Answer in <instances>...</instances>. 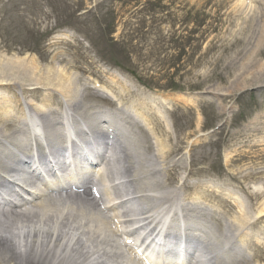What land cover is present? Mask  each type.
Here are the masks:
<instances>
[{
    "label": "rangeland",
    "instance_id": "1",
    "mask_svg": "<svg viewBox=\"0 0 264 264\" xmlns=\"http://www.w3.org/2000/svg\"><path fill=\"white\" fill-rule=\"evenodd\" d=\"M240 10L239 0H0V132L28 112L46 122L37 107L53 114L83 96L71 108H102L115 123L131 122L129 134L120 131L121 140L139 147L131 174L156 167L150 177L166 184L161 199L182 187L188 202L226 210L208 217L210 224L235 239L242 264H264V218L254 217L264 210V159L256 157L264 132L251 126L257 119L264 124V86L238 89L237 69L257 49L243 51L238 28L249 12ZM62 73L73 80L60 93ZM138 108L147 111L160 142L170 134V146H182L167 161L151 133L134 126ZM183 175L192 187L179 185ZM240 213L241 226L233 224ZM1 234L6 244L10 238ZM14 248L20 258L30 253Z\"/></svg>",
    "mask_w": 264,
    "mask_h": 264
},
{
    "label": "bare ground",
    "instance_id": "2",
    "mask_svg": "<svg viewBox=\"0 0 264 264\" xmlns=\"http://www.w3.org/2000/svg\"><path fill=\"white\" fill-rule=\"evenodd\" d=\"M239 3L244 7V11L240 10L241 12H249V14L245 16V20L241 18L242 25H244H240L238 28L239 34L243 33L245 35V45L243 47V51L253 48L257 49L255 53L252 51L247 61L241 63L237 69L235 77L237 81H239L238 89L249 87L247 84L264 86V62H258V59L264 54V8L260 7L263 5L264 0H239ZM231 59L235 58L233 57ZM231 66L234 67V65ZM65 78V85L63 87L61 85L60 90L56 89L60 93L69 91V88L67 89L65 86H67V83L70 86L71 80H73L71 76L67 75V73H62L60 74L61 83H57H59V85L62 84L63 79ZM227 96L228 95H225V97ZM169 99L170 98L163 97L162 102L167 104ZM82 100L83 96L68 99V101H71L72 106V101H75L77 104L81 103ZM43 102L48 105V100L46 98ZM66 104L68 107H72L69 105V103ZM76 108L77 107L75 105L74 109ZM47 109L48 108H44L42 106L37 107L38 115L43 116L44 119L47 117L44 125L47 126L48 130H51L54 128V123L51 122L53 119V114ZM68 110L69 109H66L67 117L69 120H71L69 115L73 117L75 114L68 112ZM161 110L162 109L157 108V113L164 122L165 117ZM88 111L89 107L85 113H82L91 127L93 126L92 131L100 138L104 133L101 129L99 131L97 124H95L98 121L96 116L92 114V111ZM77 113H79V109ZM137 116H139L144 122L146 121L147 130L151 133V135L154 136V140L159 146V153L157 155H159V158L164 159V162L167 161L173 152L182 147L180 145L176 149H173L172 146H170V134L167 135L168 141L166 143H163L162 141L160 142V139L157 137L152 127L151 120L148 118L147 111L143 112L138 108ZM37 117L38 116L34 113H30L26 119V122L19 124L18 128L14 130H8L7 128H4L0 132V179H4L7 184H10L11 182L7 181L8 179L5 176L12 178L14 177V173L17 176L23 178V180L27 178L25 177L24 173L18 169V167L14 166L12 162L13 160H19V158L14 153H12L14 158H10L8 160L6 155L1 154L2 147L5 150L6 148L10 150L8 145H17V142V146L21 147V144L18 140V134H20L26 128L25 126H29V123H33V131H36L38 134H40L41 123L38 121ZM67 123L69 122L67 121ZM251 126H254L253 129L258 131L257 133L264 132V124L261 126L259 119L253 121ZM63 128L65 129V124H63ZM29 129L30 128L28 127V130ZM91 134L93 133L91 132ZM76 136L80 137V132L70 130V140L76 139ZM80 140L84 145L86 144L82 138H80ZM49 143L50 152L58 158V145L52 141ZM256 145H259V150H262L257 153L258 155L256 157L264 159V134L260 140H256ZM223 155L224 154L219 151V156ZM72 156V161L75 166V173H68L67 179L79 182L84 173L81 169L83 164L78 157L75 158L74 155ZM61 167H65L64 162ZM147 168V172H150L151 167ZM57 169L60 170V165L57 167ZM120 170H123V166L120 168ZM125 170H128V168L125 167ZM157 170L160 169L158 168ZM157 175L159 176V173ZM157 179H159V177H157ZM157 179H154L156 180L155 183L149 181L146 187L140 186L136 192L134 191L127 194V196H124V199H121L122 197H115L118 199V203H112L110 200L108 205L102 208H99L98 204L93 202L97 199L92 194H61V191L64 190L63 184L66 183V178L64 175L63 180H61L63 183L61 186L48 184L45 186L44 190L41 188L33 189L31 192L27 193L28 198L20 197L18 202H14L11 199L7 200L6 202L3 200L2 203H8L12 206V208L7 213L1 212L3 215L0 216L1 235L2 237L10 238L8 241H6V244L2 243L0 240V264H141V262L136 259L134 254H132L128 248L120 245L115 228L112 225L111 220L107 218L108 216L104 212L106 210L109 211L110 209H113L115 210L114 215L118 218L123 217L125 224L128 225L130 222H133L135 218L133 217L127 219V212H122L121 208L127 207L130 209H137L141 207L147 211V204L149 202L153 203L154 199H160L161 196L158 194V192H161L166 185H162L163 183L161 181L159 182ZM180 183L182 186H187L188 188L189 186L192 187V182L189 181L187 176L184 177L183 175L180 179ZM187 183L189 185H187ZM50 188H53L52 193L49 192ZM68 188H71V186H68ZM106 192L108 193L110 190H107ZM70 193H73V190H71ZM174 195V193L170 195L165 194L163 197H167V200L173 201L175 199ZM99 199L102 198L99 197ZM192 202L193 201L190 203H185L182 205V207L185 210L190 208V210L198 212L208 210L212 215L226 213V210L224 212H218L216 209L209 210L206 207L197 206ZM150 203L149 206L151 212H148V216L143 218L144 213L142 210L140 212V216L143 218L142 220L144 222L145 218L147 219L150 215H152L154 218L159 217V214H156L157 211H155V208ZM24 205L26 206V209H22V206ZM262 207H264L263 204ZM239 208H241V206H239ZM247 210L248 209H246L244 212H247ZM187 211L188 210L182 212ZM201 215L206 217L208 213H202ZM241 217H243L242 213H240L239 219L233 222V224L241 226V222L245 223L246 221L241 220ZM254 217L259 220L264 218V210L262 208L261 210L258 209L257 214H255ZM216 218L220 220V217ZM163 219L164 218L161 217L160 220ZM184 222H186V220ZM150 223H153V220L148 222V224ZM197 228L195 230L203 231V239L193 234L190 235L189 238L180 240L184 241V250H186L187 246H190L194 240L196 245L200 248L198 249L199 252H202L206 249L205 245L208 243L206 242V239L211 235L209 226H204L201 224ZM131 232H136V230L131 228ZM13 243L14 247H16L21 253H27V251H29L30 253L27 255L28 257L26 256L25 258H20L17 255L15 248L11 247ZM169 243L171 244V241H169ZM165 250L167 249H163V251ZM169 250L175 252L174 254H177V250L172 244L171 247H169ZM33 253H35L34 257L31 256ZM260 256L263 259L264 248H262L259 257ZM227 264L231 263L229 262Z\"/></svg>",
    "mask_w": 264,
    "mask_h": 264
}]
</instances>
